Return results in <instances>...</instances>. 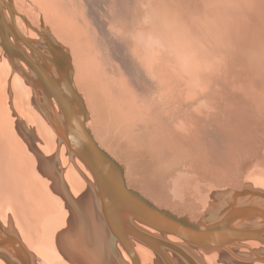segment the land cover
I'll use <instances>...</instances> for the list:
<instances>
[{
	"label": "bare ground",
	"instance_id": "bare-ground-1",
	"mask_svg": "<svg viewBox=\"0 0 264 264\" xmlns=\"http://www.w3.org/2000/svg\"><path fill=\"white\" fill-rule=\"evenodd\" d=\"M27 1L37 21L40 18L44 24L45 19L54 28L55 33L72 46L74 62L78 63L79 67L76 70V81L74 75V84L83 94L91 116L93 113L88 125L96 127L100 137L103 133L108 135L114 132L116 115L122 121L132 123L139 116L150 114L148 109L156 103L168 107L170 115L177 113V110L171 109V106H176L175 103L178 102L177 99L169 101L171 91L158 92L159 96L166 95L165 100H155L154 96L149 95L152 84L148 77L153 71L150 69L153 64L150 56L154 59L156 54L164 49L168 50L174 61V72L187 83L188 95L185 101H193L196 95L207 92L210 82L213 81L212 76L207 73L214 68V43L237 44V41L227 39V36L239 35V27L245 21L241 14L243 10L247 13L248 33L250 36L255 35V44L259 46L255 47L256 49L242 47L237 49L236 53L246 66H252L262 74L264 80V0H180L178 8L165 0H149L144 22L149 24L151 29L133 35L136 44L143 45L150 54L145 56L147 67L143 65L141 58L138 59L136 49V59L133 57L130 61V53L125 50L123 44V37L128 33L127 27L122 24L125 15L115 19L131 7V0H65V7L62 0ZM14 6L17 12L23 15V10L20 11L16 3ZM63 8L69 12L71 18H75L70 24L65 19ZM2 9L5 17L9 18L8 10H5V5L0 0V11ZM20 17L16 16L17 26L24 34L33 38L34 50L31 51L22 44L18 52H12L11 59L4 50L0 56V252L14 259L13 252L3 245L6 235H13L27 248L31 257L30 264H134L122 244L115 243L110 238L95 207L86 177L82 176L70 161L66 146L62 147V166L65 167L67 183L71 189L70 200L56 187L49 165L38 153L44 152L43 147L47 146L52 158L58 138L47 117L41 112L33 88L25 78V75L34 80L38 78L25 60L28 57L33 64L41 66L49 74L47 77L50 80L51 75H57L59 61L56 53L54 55L50 52L33 28H25ZM95 18L98 19L97 22ZM131 18L130 23L133 21ZM74 27L79 29L83 51L86 49L83 40L90 33V29L93 30L107 52L106 62L112 66L109 68L113 72L116 71L117 76L99 70L97 63L92 75L87 78L82 76L88 70L87 64L85 68H81L79 64L82 52L74 45ZM49 35L51 32L46 33L48 39ZM60 45L63 50L60 55L65 67L69 54L66 48ZM59 59L61 61V58ZM89 59L91 60V56ZM227 61V58L221 61L226 70ZM244 91L256 103L257 108L264 111V84L261 93L255 90L253 85L244 88ZM12 99L14 106L10 105ZM197 106L198 112H202L205 106L208 112H212L214 107L206 100L199 102ZM183 110L180 108L178 112L193 115L191 109ZM60 115L59 117H63L62 112ZM187 122L189 121H180L174 126L178 129L197 127L195 123ZM97 125H100L99 130ZM102 125L105 126L104 130L101 129ZM28 130L36 132L35 140ZM30 143L37 149L30 147ZM77 163L86 176L92 179L86 166L79 160ZM260 163L254 159L250 160L244 165V170L247 173L251 169H254L255 173L260 171L262 174H258V177H262L264 183V161ZM184 178L180 174L177 176L178 192L190 185ZM216 189L219 190L214 187V191ZM206 198L207 196L204 201L210 199V196ZM211 202L210 205L219 208L215 201ZM168 239L185 245L191 258L199 264H264L263 260L256 259L249 253L248 248L258 254L263 252L264 248L257 242H248V248H235L234 253L230 254L218 248H195L174 236H169ZM134 246L140 264H165L162 258L147 246L136 241ZM168 255L173 264H186L174 252L170 251ZM0 264L9 263L0 257Z\"/></svg>",
	"mask_w": 264,
	"mask_h": 264
},
{
	"label": "rangeland",
	"instance_id": "rangeland-1",
	"mask_svg": "<svg viewBox=\"0 0 264 264\" xmlns=\"http://www.w3.org/2000/svg\"><path fill=\"white\" fill-rule=\"evenodd\" d=\"M13 1L20 11L23 10V16L30 26L39 28L40 18L37 21L32 9L27 5L28 1ZM165 1L175 8L181 4L180 0ZM62 3L65 7V0H62ZM147 4H149V0H131V7L115 17L118 20L125 15L122 18V24L127 27L128 33L125 38L123 37V44L125 50L130 53V61L133 60V57L135 58L134 54L138 51V59L141 58L145 67H147L145 56H150V54L143 45L136 44L133 35L139 31L151 29L150 25L144 22ZM63 13L69 24L75 19L71 18L68 15L69 12L65 11L64 8ZM241 14L245 21L239 27V35L227 36V39L235 40L237 44L214 43V56L216 58H214V68L207 73L212 76L213 81L210 82L207 92L196 95L193 101H185V97L188 95L187 83H184L174 72V61L168 50L164 49L156 54V58L152 59L150 56L153 63L150 69L153 71L151 72L152 75L148 77L152 84L149 95L154 96L155 100L159 98L165 100L166 95L160 94L159 96L158 92L165 90L170 93L171 91L169 101L171 102L173 99L178 101V104L175 103L176 106H171V109L177 110V113L175 115L171 113V116L168 114V107L156 103L155 106L148 109L150 114L141 115L132 123L131 121L130 123L122 121L116 115L114 117V132L108 133V135L103 133L101 137L96 132V127L90 125L100 143L112 154L122 159L120 161L126 167L127 181L133 188L153 198L160 206L194 219L203 214L204 205L202 201L211 192V188H240L244 183L246 174L244 165L246 162L264 156V111L258 109L256 103L244 91V88L253 85V88L261 93L264 84L263 75L254 70L252 66H246L242 58L236 53V50L242 47L255 48L259 45L255 44V35L251 34L250 36L248 33L247 13L243 10ZM131 16L133 17L131 18ZM130 18L133 19L131 23L129 22ZM20 19L25 28H32L27 25L22 17ZM94 20L98 21L97 18ZM43 22L45 28L47 27V30L59 39V42L70 53L76 81V70L79 67L77 66L78 63L75 64L74 62L72 46L60 38L45 19ZM70 27L73 28V25ZM74 32L75 34L71 33L72 37L75 38L74 45L77 50L82 52L79 61L80 67L85 68L87 64L88 71L82 76L87 78L88 75H92L96 69V63L99 70L117 76V72L115 70L113 72L109 68L110 65L105 59L107 52L104 50L100 38H96L94 35L93 30L90 29L88 37L86 36L83 40L86 43L84 44L86 48L84 51L82 50V43H80L79 29L74 27ZM99 34L100 32H98ZM0 50L1 56L3 48ZM88 56L89 58L91 56V60L87 58ZM223 58L228 60L226 63L227 70L224 69V64H221ZM11 78L13 77L11 76ZM206 80L208 79L206 78ZM204 100L214 106L212 112H208L206 106L201 110L202 112L197 111V104ZM10 105L14 106L13 99ZM180 108L184 109L183 111H190L191 109L193 115L186 112L179 113ZM180 121H189L187 122L189 124L195 123L197 127L189 126L178 129L174 124ZM103 127L105 126L102 125V130H104ZM98 128L100 125H97ZM158 143L165 146L164 149L170 157L162 169L156 171L153 160L149 162L146 158L137 157L135 154H137L136 149L141 145H144L145 148L146 145L151 147ZM179 174L183 178L186 177L184 179L190 183L188 188L181 192H178L177 188V176ZM191 186H197V188H191Z\"/></svg>",
	"mask_w": 264,
	"mask_h": 264
},
{
	"label": "water",
	"instance_id": "water-1",
	"mask_svg": "<svg viewBox=\"0 0 264 264\" xmlns=\"http://www.w3.org/2000/svg\"><path fill=\"white\" fill-rule=\"evenodd\" d=\"M1 1L5 10H8L9 18L5 17L2 9L0 44L9 58L11 59L13 51L18 52L22 44L31 51L34 50L33 38L24 34L17 26L16 16L19 15L37 32L50 52L54 55L56 53L59 61L57 75H51L50 80L46 70L38 64H33L28 57L25 60L34 71L35 77H38L34 80L25 75V78L33 88L41 112L47 117L58 138L52 158L47 146L43 147L44 152H38L40 157L49 165L56 187L70 200L71 189L67 183L65 167L62 166V147L66 146L70 161L82 176L86 177L95 207L110 238L113 242L122 244L134 264H140L134 241L153 250L165 264H173L168 255L170 251L186 264H199L191 258L185 245L170 241L169 236H174L195 248H218L230 254L234 253L235 248H248V242H257L264 248V183L262 177H258V174H262L260 171L255 173L254 169H251L246 172L240 188H219L216 191L211 188L206 199L210 196L208 200L215 201L219 208L210 205L212 202L203 200L204 212L198 218H190L160 206L128 183L125 165L100 143L92 127L88 125L92 116L83 94L74 84V67L70 53L67 52L69 55L64 67L60 55L63 51L62 47H59L61 43L52 33L49 35L50 39L47 38L46 33L49 34V31L44 24L41 23L40 28L30 26L24 16L17 12L12 0ZM61 112L63 117H59ZM30 133L35 140L36 132ZM30 145L36 148L34 144ZM77 160L86 166L92 179L81 170ZM256 161L262 164L264 156ZM3 245L14 255L13 259L0 252V257L9 264H19L17 261L20 264L31 263L27 248L13 235H6ZM248 249L256 259L264 261V250L258 254L255 250Z\"/></svg>",
	"mask_w": 264,
	"mask_h": 264
},
{
	"label": "crops",
	"instance_id": "crops-1",
	"mask_svg": "<svg viewBox=\"0 0 264 264\" xmlns=\"http://www.w3.org/2000/svg\"><path fill=\"white\" fill-rule=\"evenodd\" d=\"M34 38H37V37H34ZM164 148H165V146L162 143H158L155 145L153 144L151 147H149V146L147 147V145H146L145 148H144V145H141L136 149L137 154H135V155L137 157L146 158V160L149 162H151L153 160V164L156 165L155 170L157 171V170L162 169L163 165L168 160V157H170L169 153ZM117 158L122 161V159L119 156ZM154 173H155V171H154ZM151 199L154 200L153 198H151ZM154 201L157 203L156 200H154Z\"/></svg>",
	"mask_w": 264,
	"mask_h": 264
}]
</instances>
